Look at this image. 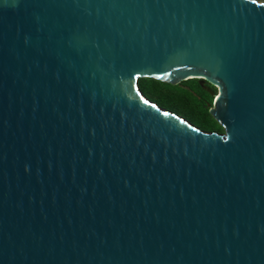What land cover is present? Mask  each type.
Wrapping results in <instances>:
<instances>
[{
    "label": "water",
    "instance_id": "obj_1",
    "mask_svg": "<svg viewBox=\"0 0 264 264\" xmlns=\"http://www.w3.org/2000/svg\"><path fill=\"white\" fill-rule=\"evenodd\" d=\"M0 264H264V3L0 0Z\"/></svg>",
    "mask_w": 264,
    "mask_h": 264
},
{
    "label": "trees",
    "instance_id": "obj_2",
    "mask_svg": "<svg viewBox=\"0 0 264 264\" xmlns=\"http://www.w3.org/2000/svg\"><path fill=\"white\" fill-rule=\"evenodd\" d=\"M139 86L142 93L160 108L187 116L190 121L196 122L204 130L223 131L220 123L209 112L213 105L214 91H218L214 85L211 86L199 79H191L178 85H172L151 78H144L139 80ZM203 98L204 100H202ZM199 101H204L207 107L206 113L198 109V103H194Z\"/></svg>",
    "mask_w": 264,
    "mask_h": 264
},
{
    "label": "rangeland",
    "instance_id": "obj_3",
    "mask_svg": "<svg viewBox=\"0 0 264 264\" xmlns=\"http://www.w3.org/2000/svg\"><path fill=\"white\" fill-rule=\"evenodd\" d=\"M256 1H259V2H261V3H264V0H256ZM204 84H205V83H204ZM217 93H218V91L215 90V91H214V97H213V105H212V107H214V101H215V99H216V97H217ZM202 100H204V98H203ZM194 103H195V104H196V103L199 104V105H197V107H198V109H199L200 111H202V112H204V113L207 112V107L205 106L204 101H199V102H194ZM180 116L189 119L187 116H184V115H182V114H180ZM189 120H190V119H189ZM195 124H197V123L195 122ZM197 125L200 126L199 124H197Z\"/></svg>",
    "mask_w": 264,
    "mask_h": 264
},
{
    "label": "flooded vegetation",
    "instance_id": "obj_4",
    "mask_svg": "<svg viewBox=\"0 0 264 264\" xmlns=\"http://www.w3.org/2000/svg\"><path fill=\"white\" fill-rule=\"evenodd\" d=\"M203 83V82H202Z\"/></svg>",
    "mask_w": 264,
    "mask_h": 264
}]
</instances>
